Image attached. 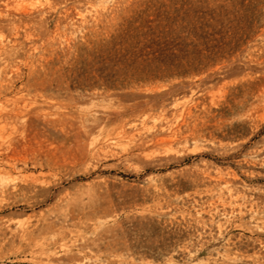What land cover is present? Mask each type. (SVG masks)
<instances>
[{"label": "rangeland", "instance_id": "obj_1", "mask_svg": "<svg viewBox=\"0 0 264 264\" xmlns=\"http://www.w3.org/2000/svg\"><path fill=\"white\" fill-rule=\"evenodd\" d=\"M0 264H264V0H0Z\"/></svg>", "mask_w": 264, "mask_h": 264}]
</instances>
